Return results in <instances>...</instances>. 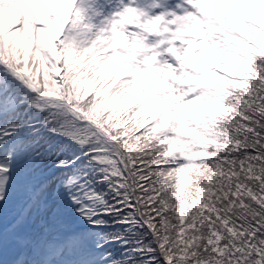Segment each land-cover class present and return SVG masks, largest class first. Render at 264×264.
<instances>
[{"label":"snow or ice","instance_id":"6c2138e0","mask_svg":"<svg viewBox=\"0 0 264 264\" xmlns=\"http://www.w3.org/2000/svg\"><path fill=\"white\" fill-rule=\"evenodd\" d=\"M0 264H264V0H0Z\"/></svg>","mask_w":264,"mask_h":264}]
</instances>
